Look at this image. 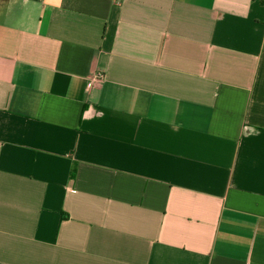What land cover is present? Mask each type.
<instances>
[{
  "label": "crops",
  "instance_id": "crops-1",
  "mask_svg": "<svg viewBox=\"0 0 264 264\" xmlns=\"http://www.w3.org/2000/svg\"><path fill=\"white\" fill-rule=\"evenodd\" d=\"M0 264H264V0L0 21Z\"/></svg>",
  "mask_w": 264,
  "mask_h": 264
},
{
  "label": "rangeland",
  "instance_id": "rangeland-1",
  "mask_svg": "<svg viewBox=\"0 0 264 264\" xmlns=\"http://www.w3.org/2000/svg\"><path fill=\"white\" fill-rule=\"evenodd\" d=\"M22 0H0V21H4L6 16L16 11Z\"/></svg>",
  "mask_w": 264,
  "mask_h": 264
},
{
  "label": "built area",
  "instance_id": "built-area-1",
  "mask_svg": "<svg viewBox=\"0 0 264 264\" xmlns=\"http://www.w3.org/2000/svg\"><path fill=\"white\" fill-rule=\"evenodd\" d=\"M104 78V74L103 73H98L96 74L92 79L89 80L88 84L90 85L91 80L96 79V80H100Z\"/></svg>",
  "mask_w": 264,
  "mask_h": 264
},
{
  "label": "trees",
  "instance_id": "trees-1",
  "mask_svg": "<svg viewBox=\"0 0 264 264\" xmlns=\"http://www.w3.org/2000/svg\"><path fill=\"white\" fill-rule=\"evenodd\" d=\"M75 176H76V166L74 164L73 167H72L71 178L74 179Z\"/></svg>",
  "mask_w": 264,
  "mask_h": 264
}]
</instances>
